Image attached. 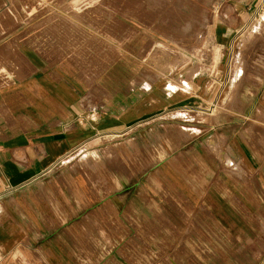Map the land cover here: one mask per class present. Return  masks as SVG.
<instances>
[{
    "label": "crops",
    "instance_id": "1",
    "mask_svg": "<svg viewBox=\"0 0 264 264\" xmlns=\"http://www.w3.org/2000/svg\"><path fill=\"white\" fill-rule=\"evenodd\" d=\"M224 1L220 49L260 3ZM28 2L0 0V264H264V82L234 113L200 62L173 72L191 86L159 90L139 61L112 90L109 62L71 59L110 49L68 53L70 24Z\"/></svg>",
    "mask_w": 264,
    "mask_h": 264
},
{
    "label": "rangeland",
    "instance_id": "2",
    "mask_svg": "<svg viewBox=\"0 0 264 264\" xmlns=\"http://www.w3.org/2000/svg\"><path fill=\"white\" fill-rule=\"evenodd\" d=\"M11 1L17 8L12 12L17 18H23L26 14L22 6L28 0ZM259 2L248 11L246 31L238 34L232 45L224 44L221 49L208 33L215 32L218 8L224 0H30L26 8L32 17L41 14L45 19L62 18L70 24L64 29L66 35H73L64 44L68 53L72 49L82 53L81 50L93 48L97 56L104 49H110V58L71 59L79 64L87 60H94L96 65L109 62L112 90L118 89L130 76V68L134 69L139 61L156 69L154 79L159 90L162 86L168 91L191 86L196 70L187 77L173 72L183 66L197 68L200 62L208 72L215 73L216 69L218 75L221 69L220 109L222 113H234L242 111L251 98L262 95V89L258 88L264 82V0ZM224 13L228 16L227 11ZM212 23L215 25L211 26ZM75 35L92 40L75 42ZM246 39H249L247 45ZM242 45L245 46L240 51ZM211 92L208 90V99ZM212 108H207V112ZM166 124V121L160 122V126ZM127 207L130 238L134 236L136 207L135 203Z\"/></svg>",
    "mask_w": 264,
    "mask_h": 264
},
{
    "label": "bare ground",
    "instance_id": "3",
    "mask_svg": "<svg viewBox=\"0 0 264 264\" xmlns=\"http://www.w3.org/2000/svg\"><path fill=\"white\" fill-rule=\"evenodd\" d=\"M248 42H249V39H246V40L244 41L245 45H247V44H248ZM245 45H242V47H241L240 51H242V49H243V47H244ZM241 63H242V62H241Z\"/></svg>",
    "mask_w": 264,
    "mask_h": 264
}]
</instances>
